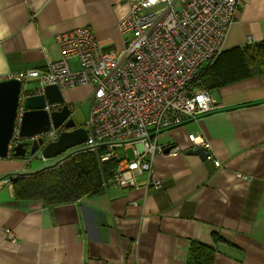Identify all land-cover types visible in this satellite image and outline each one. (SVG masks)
<instances>
[{"label": "crops", "instance_id": "obj_1", "mask_svg": "<svg viewBox=\"0 0 264 264\" xmlns=\"http://www.w3.org/2000/svg\"><path fill=\"white\" fill-rule=\"evenodd\" d=\"M124 1L0 0V80L58 59L57 35L75 28H88L105 50L120 49ZM263 40L264 0H241L222 51ZM253 71L212 92L218 110L157 135L158 144L180 150L154 158L156 190L138 176L135 188L109 184L75 203L18 202L11 180L52 161L40 153L0 158V264H186L191 241L214 250L213 264H264V68ZM90 92L89 85L62 91L76 127H84ZM84 102L76 122L72 105ZM190 134L210 143V160L187 153Z\"/></svg>", "mask_w": 264, "mask_h": 264}, {"label": "built area", "instance_id": "obj_2", "mask_svg": "<svg viewBox=\"0 0 264 264\" xmlns=\"http://www.w3.org/2000/svg\"><path fill=\"white\" fill-rule=\"evenodd\" d=\"M240 7L241 0H125L117 22L122 47L105 50L88 28L57 35L58 59L17 77L22 83L17 116L24 97L42 94L46 85L60 91L89 85L86 140L56 157L54 166L74 155L92 153L98 165L114 162L104 187L135 188L137 177L143 176L144 188L156 190L160 181L154 158L173 157L180 150L158 144L157 135L219 108L213 94L200 87L198 77L221 54ZM72 59L79 63L76 70ZM29 80L37 81L33 90L27 88ZM57 106L46 104L44 110ZM61 131L51 128L44 142L55 141ZM188 140L192 149H204L206 160L211 159L207 140L194 134ZM214 165L219 167V161ZM3 234L15 242L12 230L4 228Z\"/></svg>", "mask_w": 264, "mask_h": 264}, {"label": "trees", "instance_id": "obj_3", "mask_svg": "<svg viewBox=\"0 0 264 264\" xmlns=\"http://www.w3.org/2000/svg\"><path fill=\"white\" fill-rule=\"evenodd\" d=\"M255 68H264V40L222 51L210 66L200 72L198 81L201 88L212 93L252 77ZM113 168L112 161L98 165L92 153L77 154L61 166L12 179L14 200L39 202L46 207L75 203L84 197L103 193L104 182L110 178ZM214 255L213 249L191 241L186 264H213Z\"/></svg>", "mask_w": 264, "mask_h": 264}, {"label": "water", "instance_id": "obj_4", "mask_svg": "<svg viewBox=\"0 0 264 264\" xmlns=\"http://www.w3.org/2000/svg\"><path fill=\"white\" fill-rule=\"evenodd\" d=\"M21 86L18 78L0 80V158L9 157L10 152L15 158H24L27 153L30 156L40 153L46 160L54 159L85 142V129L76 127L70 107L65 104L62 92L54 85L44 86L42 94L24 97L17 122ZM46 104L58 106L47 112L44 110ZM59 127L62 131L57 139L45 143L44 137L50 129ZM187 153L198 155L204 160L208 156L200 147Z\"/></svg>", "mask_w": 264, "mask_h": 264}, {"label": "rangeland", "instance_id": "obj_5", "mask_svg": "<svg viewBox=\"0 0 264 264\" xmlns=\"http://www.w3.org/2000/svg\"><path fill=\"white\" fill-rule=\"evenodd\" d=\"M75 62H71V66H72V69L73 70H76L77 69V66L75 65ZM35 85H36V83L34 81H28L27 88L29 90H33L35 88ZM76 87H79V86H76ZM76 87L68 88V89L72 90V89H75ZM72 108L75 111V116H74L75 121L77 122V119H78V122H81L82 123L83 120H84V116H85V114L87 112V109H88V103L84 102V103H80V104H73L72 105ZM129 157H132L130 151H129ZM54 159H50L52 161L50 167H58V166H54ZM35 161H36V158H33V162H35Z\"/></svg>", "mask_w": 264, "mask_h": 264}, {"label": "bare ground", "instance_id": "obj_6", "mask_svg": "<svg viewBox=\"0 0 264 264\" xmlns=\"http://www.w3.org/2000/svg\"><path fill=\"white\" fill-rule=\"evenodd\" d=\"M16 117H17L16 121L18 122L19 116ZM15 130H17V127H15ZM15 130H14V134H15Z\"/></svg>", "mask_w": 264, "mask_h": 264}]
</instances>
